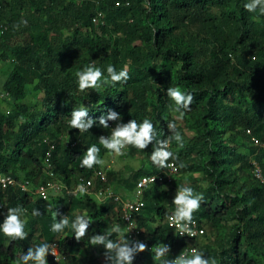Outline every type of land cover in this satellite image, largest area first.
Wrapping results in <instances>:
<instances>
[{
  "label": "trees",
  "instance_id": "16d2710c",
  "mask_svg": "<svg viewBox=\"0 0 264 264\" xmlns=\"http://www.w3.org/2000/svg\"><path fill=\"white\" fill-rule=\"evenodd\" d=\"M246 2L0 0V59L10 66L3 84L6 97L24 98L35 80L43 92L35 105L19 103L10 112L0 110V173L18 184L8 189L0 186V204H5L0 224L8 208L20 207L27 233L26 239H13L0 230V264H17L28 248L56 240L66 257L107 264L105 258L97 261L91 255L96 246L90 245V238L104 234L112 201L99 202L94 194L63 190L69 199L60 207L59 195L44 199L23 191L20 184L29 182L34 189L56 179L74 191L80 178L94 177V192L111 185V171L106 181L94 176L101 164L91 169L80 164L94 144L100 159L107 152L99 144L104 128L98 121L112 110L121 119L108 121L109 126L133 119L138 123L149 119L155 126V140L145 150L130 146L132 152L145 154L143 167L132 182L127 179L112 189L118 194L125 187L133 192L141 176L160 171L150 159L151 152L156 141L172 135L168 123H177L176 106L166 95L168 87L194 96L183 115L192 135L187 137L184 125L177 123L183 147L173 139L170 151L176 159L168 162L174 161L182 176L201 175L190 177L189 187L204 197L194 219L207 232L198 238L179 236L167 221L174 207L170 195L174 189L154 184L145 189L142 207L135 214L141 237L151 247L168 245V259L190 255L194 247L216 264H264V186L254 177L252 164L256 161L264 174V15L246 11ZM21 35L25 41L16 43ZM89 64L105 76L109 65L117 71L126 67L130 78L82 92L76 73ZM81 107L88 108L87 118L97 121L83 133L70 128L72 111ZM65 132L70 135L63 142ZM76 212H85L90 219L87 235L80 241L71 228ZM66 213L72 222L63 231L52 232V224ZM121 220L124 233L110 238L133 242ZM100 247L104 256L105 249ZM82 248L91 256L83 252L78 258ZM47 261L58 264L50 253ZM133 264L159 262L148 249L136 254Z\"/></svg>",
  "mask_w": 264,
  "mask_h": 264
},
{
  "label": "clouds",
  "instance_id": "9594fccd",
  "mask_svg": "<svg viewBox=\"0 0 264 264\" xmlns=\"http://www.w3.org/2000/svg\"><path fill=\"white\" fill-rule=\"evenodd\" d=\"M244 9L250 13L259 11L261 15H264V0H247L244 4ZM22 23L26 25L27 21H22ZM76 76L78 78L79 90L82 92L88 89L99 90L105 85L115 86L117 83L126 82L130 78L126 67L117 71L114 66L109 65L107 67V76H105L104 72L100 68L95 67L93 64H89L84 67L83 70L78 71ZM166 95L174 101L176 106L175 111L180 114V117H183L184 113L190 110V106L194 100V96L192 94H186L176 87H168ZM88 111L87 107L74 109L71 113L70 128L78 129L80 133H83L89 131L95 124H97L96 120L87 118ZM120 119L121 116L119 113L109 110L106 115H101L99 117L98 123L99 126L107 129L109 128L108 121H119ZM167 127L172 135H170L167 139L156 141V146L153 148L150 155L151 161L160 169L173 167V165L168 163L169 160L176 159L173 152L170 151V144L173 139L180 147H183V138L181 134L176 131L177 123L174 121L169 122ZM155 137V126L149 119H144L141 123H138L135 119H133L128 123H117L116 126L111 129L110 135H102L98 140L99 144L106 150L117 155H123L124 149L128 146H133L139 150H145L153 143ZM99 152L100 149L95 144L88 147L83 155L80 166L82 168L91 169L94 166L101 164L102 160L99 157ZM180 167H183V164H181ZM94 176L96 177V173ZM60 184L64 185L61 182ZM61 190H65L67 192L68 189L66 190V186L64 185ZM70 191L73 192V190L69 189V192L67 193H70ZM77 192L78 194L87 192V188L83 183L77 186ZM91 194L96 196L95 193ZM203 199V195L195 193L191 187L178 186L175 197L172 201V204L175 205V210L169 219L172 222V225L179 230L181 236L184 234L189 236L195 235L191 225L194 222V213L199 210ZM22 211L23 210L20 207L8 208L6 218L3 223L0 224V230H2L6 236L13 239H26L27 233L24 231V222L20 218ZM33 214L39 215V212L34 210ZM53 217L54 219L57 217L56 212L53 213ZM89 224L90 219L85 215H77L75 220L71 223V228L75 232L74 236L77 241H80L87 235ZM68 226L69 220L67 217H64L52 224L51 231L61 232ZM120 233V226L114 225L107 228L104 234L93 235L90 238V245L103 246L105 249L104 258L107 261V264H133L136 254L144 252L151 247L148 244L139 241L130 242L126 238L119 240L110 238L114 234L119 235ZM144 241L146 242V240ZM151 252L153 253V260L158 261L159 264H216L215 259L206 258L204 253L196 249H192L190 255L182 253L171 259L166 258L170 254V247L168 245L156 244L151 247ZM49 253H51L55 258L57 257L55 249L48 243H43L35 248L30 247L26 253H23L19 257L17 264H29L30 261L34 262V264H48L47 256ZM63 256L64 258L66 257L65 255Z\"/></svg>",
  "mask_w": 264,
  "mask_h": 264
},
{
  "label": "rangeland",
  "instance_id": "374dc122",
  "mask_svg": "<svg viewBox=\"0 0 264 264\" xmlns=\"http://www.w3.org/2000/svg\"><path fill=\"white\" fill-rule=\"evenodd\" d=\"M15 41H16V43H23L25 41V35L18 36L15 39ZM9 71H10V66H9L8 62L0 59V110L6 113V112H10L12 110H15L16 105L19 103H25L28 105H35L36 103H39V100L42 97L43 92L40 88H38V85H37L38 80H35L33 83L28 85V87L25 90L26 94H25L24 98H22L20 100H13V99H9V97H6V92L3 89V84L5 82V79L7 77V74L9 73ZM173 116L175 117V119L177 120V123L179 125H184L185 132H186L185 135H187V137H191L192 133L185 127L183 117H180V114L178 112H174ZM115 123L116 122H112L111 125L109 126V128H107V129L104 128L102 130V133L100 136L110 135L111 129L116 126ZM69 135H70L69 132H65L61 136L62 141L65 142L66 139H68ZM240 150L246 151L245 149H240ZM101 160H102V163H101V169L100 170L102 173H104L106 175V178H107V173L109 171L112 172V174L109 176L111 185L108 186V188L110 190H112L118 184H120V185L123 184L124 181L127 179H128V181L132 182L134 173L137 170H139L141 167H143L144 163L147 161V158L143 152H132L131 147L128 146L124 149L123 155H117V154L107 150V152L103 155ZM50 176H52V175H50ZM190 177H192V178L195 177V178L199 179V178H201V175L198 173H195L192 176L189 174L182 176L181 173H179L177 176L173 177L172 180L167 181L165 184L161 185V187H162V189L173 188L174 190L172 192H170L171 193L170 195H171V199H174L176 191L178 189V184L182 183V186H188L189 187V185L191 184V178ZM54 178H56V177L54 176L52 179H54ZM93 180H94V177H93ZM49 181L53 182V183L55 182L58 184H60V182H61L60 180H56V179L54 181H51V180H49ZM117 192H119V194L121 193L120 195L124 198H131L132 197V195H131L132 190L130 188L125 187V189L117 190ZM49 195H54V196L59 195L62 198L60 207H65L68 204L69 198L66 197V195L63 193V190H61V189H59L58 191L50 190ZM49 195H48V197H49ZM33 197H35V196H33ZM98 201L101 202L99 199H98ZM4 209H5V204L4 203L0 204V211H3ZM120 210L121 209H120L119 205L113 204V209L107 213L108 217H109V224H108L107 228H110L114 225H119L121 228V233L119 234V236H122V234L124 233V229L121 226V223L119 221V219L121 220ZM67 215H69V214L68 213L64 214V216L68 218L69 224H70L72 222V219L69 218V216H67ZM77 215H85L88 217V215L85 212L74 213V217H76ZM122 223L124 225V222H122ZM151 224H153V223H151ZM204 228H205V233H206L207 232L206 227H204ZM100 248L101 247L99 245L96 246L95 251L91 254V255H93V257H95L97 259V261L103 260V258H104V256L100 254ZM191 249H196V248L193 247ZM81 252H82V254H78V258H81V255H83V252H84L85 256H88V257L91 256L89 253L86 252L85 248H82ZM58 264H87V261L83 259L81 262H79L77 260L76 261L73 260L71 257H65Z\"/></svg>",
  "mask_w": 264,
  "mask_h": 264
},
{
  "label": "built area",
  "instance_id": "2783aa9c",
  "mask_svg": "<svg viewBox=\"0 0 264 264\" xmlns=\"http://www.w3.org/2000/svg\"><path fill=\"white\" fill-rule=\"evenodd\" d=\"M50 148H51V150H53L54 145H51ZM50 156H51L50 153H47V159ZM168 163L170 165H173V167L166 168V169H160V171L158 173H155V174H147V175L141 176L137 181V186H136V188L133 192V196L131 198H124V197L120 196L119 194L115 193L113 190H110L108 187L105 189H101L98 192H94V180L93 179H84L82 177V178H80L78 185L83 183L85 185V187L87 188L86 193H89V194L95 193L96 196L101 201L110 200L113 203L119 205L121 208V213H120L121 218H122L123 222L125 223V232H126L128 238L130 240H132L133 242L139 241V242H143V243L147 244L141 238V230L138 228V225L136 223L135 214L142 207L143 203H142L141 197H142L146 188H148L149 186L154 185V184L163 185L167 181L172 180L173 177H175L179 174L178 166L176 165V163L174 161H170ZM252 164H253V175H254V177L257 180H259L261 182V184H263V186H264V174L262 172L261 167L259 166V164L256 161H252ZM47 173H49V175L52 174L50 172V170H47ZM96 177H99L103 181H106V179H107L106 175L104 173H102L101 171L96 172ZM17 185L18 184H17L16 180L12 176L0 173V186L2 187V189H8L9 187H16ZM77 186L73 191L74 194H78ZM20 187L25 192L35 193L37 195H41L44 199H47L50 190L58 191L59 189L64 187V185L48 181V182L43 183V184H41L38 187L33 189L29 186V182H25V183L20 184ZM66 190H67V188H66ZM67 192H69V190H67ZM174 210H175V205H174L173 209H171L168 212L167 221L169 223V226L179 236H181L179 233V230L175 226L172 225V222L169 219V217L174 213ZM191 227H192L195 235L189 236L187 234H184L181 237L198 238L205 233L204 227L201 226V224L195 219H194V222L191 225ZM49 245H51L57 253L56 258L50 253L53 256V259L57 262H60L64 258V256L60 252L59 242L53 241ZM149 249H151V247H149Z\"/></svg>",
  "mask_w": 264,
  "mask_h": 264
}]
</instances>
